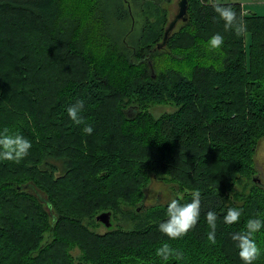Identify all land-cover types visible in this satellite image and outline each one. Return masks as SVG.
<instances>
[{"label":"trees","instance_id":"16d2710c","mask_svg":"<svg viewBox=\"0 0 264 264\" xmlns=\"http://www.w3.org/2000/svg\"><path fill=\"white\" fill-rule=\"evenodd\" d=\"M118 1L0 0V131L32 143L19 163L0 160V264H243L231 234L264 219L253 157L264 137V14L219 2L243 13L238 37L213 0H186V19L156 48L165 10L140 0L153 10L128 49L108 24L129 16ZM217 33L224 43L210 49ZM77 100L82 125L67 115ZM161 102L174 111L151 117L148 105ZM152 180L182 204L201 192L199 221L180 239L159 231L170 200L142 205ZM229 208L241 210L237 224L224 223ZM102 211L110 226L89 230ZM255 239L254 264H264V228ZM165 242L184 258L157 257Z\"/></svg>","mask_w":264,"mask_h":264},{"label":"clouds","instance_id":"9594fccd","mask_svg":"<svg viewBox=\"0 0 264 264\" xmlns=\"http://www.w3.org/2000/svg\"><path fill=\"white\" fill-rule=\"evenodd\" d=\"M214 12L224 22L225 30H232L239 36L247 33V23L243 19V13H237L230 5H222L218 0H213ZM224 43V37L219 33L213 35L208 41L210 49H219ZM84 101L77 100L67 108V115L75 125L85 124L82 116L84 111ZM94 131L92 125L83 127V132L91 135ZM32 148L30 140L23 135L10 132L8 127L0 131V160L19 163L25 159ZM182 198H173L167 204L168 219L159 225V231L170 240H177L185 236L193 229L199 221L201 215V192L195 190L192 193L190 203H181ZM241 217V210L238 208H229L223 221L227 225L237 224ZM217 215L214 211L206 213V222L210 231L207 239L211 244L216 243ZM264 228V219L251 218L244 225V229L231 234V239L236 243L238 254L243 264H254L261 255L262 250L258 245L255 234ZM155 255L163 261L175 258L177 261L183 259V253L172 248L167 242L163 243L155 252Z\"/></svg>","mask_w":264,"mask_h":264},{"label":"rangeland","instance_id":"374dc122","mask_svg":"<svg viewBox=\"0 0 264 264\" xmlns=\"http://www.w3.org/2000/svg\"><path fill=\"white\" fill-rule=\"evenodd\" d=\"M105 1L108 2L109 0H105ZM126 1L127 3H125L123 0H121L120 3L118 1V4H120V7L122 8L123 11L127 9V5H128L129 16H125L124 20L121 19L123 20L122 22L124 24L121 27L118 26L117 22H115L116 20H119L117 15H115L114 17L111 15L110 22L108 24L110 25L112 24L113 28L115 29L114 31L118 34L117 40L121 39L122 41L127 42L126 43L127 48L129 49L130 48L129 46L131 45V43L135 42L136 39L138 38L140 34V29L143 30L145 18L146 17L151 18V12L153 8H149V5L146 6L144 3H141L140 0H126ZM147 1H150L153 3L158 2L160 9L165 10V19L168 21L171 20L177 12L178 0H169L168 2H165L163 0H147ZM227 1L238 2L242 6H244V8L247 11H252L258 14H264V0H218V2H227ZM182 22H183L182 20L177 19L172 30L178 29V27L182 24ZM246 40H247V37H246ZM161 51H164V50H160L158 52H161ZM174 109L175 108L172 104L161 102V103L149 104L146 111L150 114L151 117L157 118L160 114L170 113L174 111ZM253 157H254V167H256V169L260 171L262 176H264V137L259 139L255 147ZM258 176L259 174L256 175V177ZM165 177L168 178L167 176ZM168 185L169 184H164V183L152 180L149 183L148 185L149 189L147 190L148 191L147 194L149 195V197L143 200L142 205L143 206L150 205L154 202V200L156 203H164L165 201L171 200V195L169 194V189L167 188ZM236 187L237 189L239 188V186L237 185ZM86 224H88L87 226L89 230L94 231L96 233H103L108 228V227H104L102 224L101 225L94 224L91 222H87ZM129 225H132V222H130ZM45 236L46 234H44V239H45ZM70 253L72 254V257L75 260L78 258L79 253L76 248H72Z\"/></svg>","mask_w":264,"mask_h":264},{"label":"water","instance_id":"95a60500","mask_svg":"<svg viewBox=\"0 0 264 264\" xmlns=\"http://www.w3.org/2000/svg\"><path fill=\"white\" fill-rule=\"evenodd\" d=\"M177 19L184 21L186 19V0H178L177 2V12L171 20L168 21L166 27L163 30L161 42L156 44V48L162 46L166 40L167 34L172 30ZM95 220L101 223L104 227H109L110 222V212L102 211L96 214Z\"/></svg>","mask_w":264,"mask_h":264},{"label":"crops","instance_id":"0c3cea01","mask_svg":"<svg viewBox=\"0 0 264 264\" xmlns=\"http://www.w3.org/2000/svg\"><path fill=\"white\" fill-rule=\"evenodd\" d=\"M239 4H240V3H239ZM240 5H241V4H240ZM241 7H242V11H243V12H247V10L244 8V6L241 5Z\"/></svg>","mask_w":264,"mask_h":264}]
</instances>
